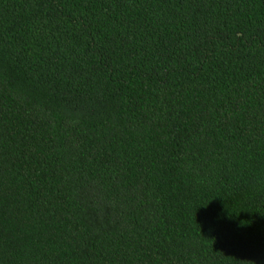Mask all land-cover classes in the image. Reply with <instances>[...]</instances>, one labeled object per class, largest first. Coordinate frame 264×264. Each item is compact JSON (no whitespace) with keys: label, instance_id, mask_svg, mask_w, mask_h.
<instances>
[{"label":"trees","instance_id":"trees-1","mask_svg":"<svg viewBox=\"0 0 264 264\" xmlns=\"http://www.w3.org/2000/svg\"><path fill=\"white\" fill-rule=\"evenodd\" d=\"M0 264H264V0H0Z\"/></svg>","mask_w":264,"mask_h":264}]
</instances>
